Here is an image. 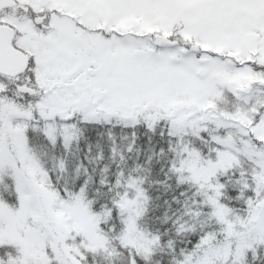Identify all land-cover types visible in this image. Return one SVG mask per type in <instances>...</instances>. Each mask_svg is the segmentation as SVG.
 Returning a JSON list of instances; mask_svg holds the SVG:
<instances>
[{
  "label": "snow or ice",
  "instance_id": "6c2138e0",
  "mask_svg": "<svg viewBox=\"0 0 264 264\" xmlns=\"http://www.w3.org/2000/svg\"><path fill=\"white\" fill-rule=\"evenodd\" d=\"M0 264H264V0H0Z\"/></svg>",
  "mask_w": 264,
  "mask_h": 264
}]
</instances>
